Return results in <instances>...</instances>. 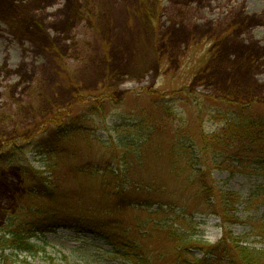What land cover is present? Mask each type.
I'll list each match as a JSON object with an SVG mask.
<instances>
[{
  "label": "rangeland",
  "instance_id": "1",
  "mask_svg": "<svg viewBox=\"0 0 264 264\" xmlns=\"http://www.w3.org/2000/svg\"><path fill=\"white\" fill-rule=\"evenodd\" d=\"M230 100L264 117V0H0V156H12L0 158V236L11 216L42 204L41 177L27 179L32 170L52 181L57 194L72 190L95 205L100 195L89 176L73 172L77 165H110L128 185L183 194L194 173L180 162L172 166L171 150L180 138L199 144L200 135L218 132L236 111ZM98 101L106 121L89 130V140L77 136L62 156L39 155L23 140L8 148L2 142L33 134L55 110L76 104L86 112ZM139 148L144 153L137 157ZM124 149L130 167L119 164ZM209 173L218 188L244 197L242 221L223 225L216 215L197 214L186 225L194 238L214 244L226 227L244 244L264 248V203L246 204L262 176ZM157 206L136 201L113 216L127 233L141 235L158 218L151 214ZM31 241L37 249L12 264H135L89 232L61 228ZM149 243L153 251L170 246L159 238Z\"/></svg>",
  "mask_w": 264,
  "mask_h": 264
},
{
  "label": "trees",
  "instance_id": "2",
  "mask_svg": "<svg viewBox=\"0 0 264 264\" xmlns=\"http://www.w3.org/2000/svg\"><path fill=\"white\" fill-rule=\"evenodd\" d=\"M229 104H237L236 111L231 109V116L225 119V125L218 132L200 135L199 144H191L180 138L171 150L172 166L180 162L194 173L185 180L189 189H182L183 194L176 192V196H173L160 186V190L157 189L155 184L141 189L133 183L128 185L130 179L125 174L115 173L118 170L110 169V165L105 169L77 165L73 172L77 177L89 176L94 190L100 195L101 200L95 205L85 203L72 190L57 194L52 181L39 175L37 170H32L27 179L35 182L41 177L38 187L42 204H32L29 215L19 213L9 218L6 230L0 236V264H12L13 258L19 253L35 251L37 245L31 238L37 233H51L61 228L97 234L116 254L135 264H264V248L244 244L243 238L226 231V227L222 238L211 244L195 239L191 226H186L192 224L195 215L200 213L220 217L223 225L241 223L238 206L245 200L244 197L240 193L218 188L210 178L209 172L214 170H231L233 174L252 171L262 176L261 184L251 191L246 204L264 203V117L251 114L250 104L232 100ZM104 111V103L99 101L86 112L83 109L76 110V104H71L47 115L40 125L35 126L38 129L33 130V134L30 133L28 137L11 135L2 142L8 148L15 141L23 140L39 155L59 157L72 149L69 145H73L77 136H87L85 139L89 140V130L93 126L97 127L101 121H106ZM171 134L175 137L178 135L173 131ZM102 140L97 139L100 143ZM129 151L124 149L120 152V165L130 167L132 164L126 159L130 155ZM142 152L139 148L137 157H140V153L143 156ZM0 158L6 162L12 160V156L9 158L11 160L3 155ZM141 197L145 199L140 200ZM75 198L80 200L75 201ZM136 201L141 207L150 210L158 205L151 212L152 216L158 218L149 219L141 235H130L123 222L113 215ZM176 209H179L178 212ZM167 215L174 216L171 219L175 221L163 219ZM158 238L162 242L163 239L169 242V248L148 250L147 242ZM6 250L11 252L6 254Z\"/></svg>",
  "mask_w": 264,
  "mask_h": 264
}]
</instances>
